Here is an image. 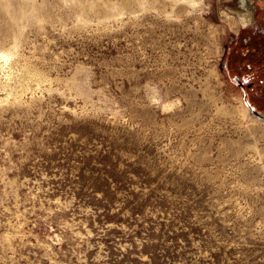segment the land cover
<instances>
[{"label": "rangeland", "instance_id": "obj_1", "mask_svg": "<svg viewBox=\"0 0 264 264\" xmlns=\"http://www.w3.org/2000/svg\"><path fill=\"white\" fill-rule=\"evenodd\" d=\"M250 6L0 0V264H264Z\"/></svg>", "mask_w": 264, "mask_h": 264}, {"label": "flooded vegetation", "instance_id": "obj_2", "mask_svg": "<svg viewBox=\"0 0 264 264\" xmlns=\"http://www.w3.org/2000/svg\"><path fill=\"white\" fill-rule=\"evenodd\" d=\"M225 69L242 89L248 104L264 114V109H257L259 104L253 100L255 96H264V29L256 28L254 33L242 36L229 48Z\"/></svg>", "mask_w": 264, "mask_h": 264}, {"label": "bare ground", "instance_id": "obj_3", "mask_svg": "<svg viewBox=\"0 0 264 264\" xmlns=\"http://www.w3.org/2000/svg\"><path fill=\"white\" fill-rule=\"evenodd\" d=\"M253 1H255V0H243V5H245V10H243L244 13L242 15V19L241 20H243V23L246 26L250 25L254 21L255 11H254V9L250 8L251 7L250 5H251V3ZM4 56L5 55H0V57H4ZM240 111L242 112V114L245 117H248L247 113L251 114V119L255 120L258 124L264 126V122H262L261 120H258L255 117L253 111L248 107V105H247L246 101L244 100V98H243V100L240 101Z\"/></svg>", "mask_w": 264, "mask_h": 264}]
</instances>
